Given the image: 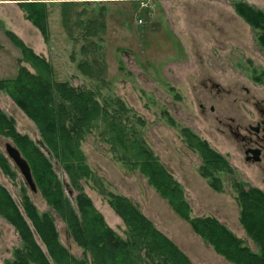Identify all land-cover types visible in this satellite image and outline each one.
Listing matches in <instances>:
<instances>
[{"label": "rangeland", "instance_id": "374dc122", "mask_svg": "<svg viewBox=\"0 0 264 264\" xmlns=\"http://www.w3.org/2000/svg\"><path fill=\"white\" fill-rule=\"evenodd\" d=\"M18 1L0 0V79L16 76L20 65L34 71L30 62L21 60V49L6 35V29H11L53 64L58 80L94 90L99 101L106 105L109 121L99 122L100 126L82 141L93 175L81 181L84 192L103 213L108 225L127 237L126 224L109 202L108 193L120 194L138 205L195 264H236L196 233L149 178L134 167L133 160H123V155L129 156L125 147L110 142L109 134H103L117 115L129 148L135 140L146 144L179 181L192 216L217 217L258 250L240 221L236 184L264 190L261 175L238 153H225L230 147L217 132L210 111L211 104L220 107V103L203 100L209 116L206 121L199 104L207 93L205 82L209 76L228 90L245 86L264 95V45L259 39L262 29L249 24L237 11L235 1L239 0H47L49 41L26 18ZM63 1L75 2L70 8L75 37L65 28ZM243 1L264 11V0ZM78 14L83 20L81 25L75 24ZM91 19L97 20L95 26L100 35L86 38V25ZM94 59L98 64L92 62L90 74L82 72L79 63ZM118 99L124 101L125 110ZM0 108L15 121L19 133L28 134L49 155L60 178L69 181L64 168L44 145L37 124L1 89ZM187 129L229 160L232 171L214 170L222 181L221 189L212 185V176L202 173L204 152L189 137ZM7 142L17 146L13 137L0 129V152L7 157L15 174L11 176L0 164V183L20 207L28 194L41 213L52 214L61 241L76 256H83L84 249L75 242L60 214L39 188L33 192L26 184L7 154ZM73 191L70 197L75 205L79 191ZM66 193L69 195L68 188ZM21 245L17 229L0 213V264H10Z\"/></svg>", "mask_w": 264, "mask_h": 264}, {"label": "trees", "instance_id": "16d2710c", "mask_svg": "<svg viewBox=\"0 0 264 264\" xmlns=\"http://www.w3.org/2000/svg\"><path fill=\"white\" fill-rule=\"evenodd\" d=\"M63 1V20L73 37L71 5ZM19 6L42 33L45 41L51 39L50 10L47 0H19ZM237 11L255 28L262 29L260 41L264 45V11L246 1H235ZM96 19L89 20L85 37L99 36ZM76 25L83 24L80 14ZM103 24L100 25V28ZM6 35L22 51V59L32 64L34 71L20 65L16 76L0 79V89L6 91L26 114L37 124L47 150L57 159L69 176L62 180L49 155L28 135L16 130L15 121L0 108V129L13 137L17 147L31 165L38 188L47 202L66 222L75 242L84 250L76 256L61 241L55 218L49 212H40L28 194L22 206L15 201L9 190L0 183V213L17 229L22 245L15 250L10 264H195L190 256L134 204L129 197L108 193L111 206L122 217L128 228L127 237L120 235L105 220L91 197L84 192L82 179L92 177L82 141L87 133L99 127L102 120L109 121L106 105L97 98L94 90L72 85L56 78L53 64L35 52L17 33L6 29ZM84 48V47H83ZM97 60L79 63L82 72L90 74ZM123 110L124 101L117 100ZM103 123V122H102ZM109 141L120 143L129 154L126 162L133 160L157 190L166 197L172 207L188 220L193 229L214 249L236 264H264V190L250 186H238L240 221L247 234L254 240L258 250L251 248L244 239L234 233L225 223L213 215L192 216L191 205L186 200L179 181L165 168L146 144L135 140L131 149L125 139L126 133L118 123L117 115L108 124ZM197 141L204 153L202 173L212 176V185L222 188L220 177L214 170L232 171L229 160L186 130ZM133 151V152H131ZM132 153V155L130 154ZM0 164L11 176L14 171L7 157L0 152ZM214 175V176H213ZM72 187V188H71ZM69 190V195L66 193ZM78 190L76 204L71 195Z\"/></svg>", "mask_w": 264, "mask_h": 264}, {"label": "flooded vegetation", "instance_id": "af4514ba", "mask_svg": "<svg viewBox=\"0 0 264 264\" xmlns=\"http://www.w3.org/2000/svg\"><path fill=\"white\" fill-rule=\"evenodd\" d=\"M205 89L207 93L199 99L203 120L209 119L203 100L220 103V107L211 104L210 111L214 114L217 132L230 147L225 153H238L261 175L260 181L264 184V95L245 86L228 90L211 76L205 82Z\"/></svg>", "mask_w": 264, "mask_h": 264}, {"label": "water", "instance_id": "95a60500", "mask_svg": "<svg viewBox=\"0 0 264 264\" xmlns=\"http://www.w3.org/2000/svg\"><path fill=\"white\" fill-rule=\"evenodd\" d=\"M6 151L8 156L14 161L16 166L20 169L26 184L30 187L31 191L37 192L38 185L35 181L32 168L28 160L23 156L21 150L11 142L6 143Z\"/></svg>", "mask_w": 264, "mask_h": 264}, {"label": "crops", "instance_id": "0c3cea01", "mask_svg": "<svg viewBox=\"0 0 264 264\" xmlns=\"http://www.w3.org/2000/svg\"><path fill=\"white\" fill-rule=\"evenodd\" d=\"M227 225V224H226ZM214 248V247H213ZM194 262V261H193Z\"/></svg>", "mask_w": 264, "mask_h": 264}]
</instances>
